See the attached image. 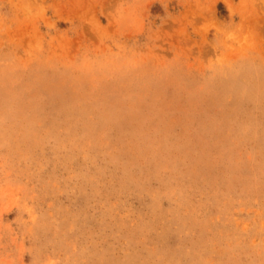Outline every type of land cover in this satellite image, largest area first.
<instances>
[{"label": "rangeland", "instance_id": "obj_1", "mask_svg": "<svg viewBox=\"0 0 264 264\" xmlns=\"http://www.w3.org/2000/svg\"><path fill=\"white\" fill-rule=\"evenodd\" d=\"M0 264H264V0H0Z\"/></svg>", "mask_w": 264, "mask_h": 264}]
</instances>
